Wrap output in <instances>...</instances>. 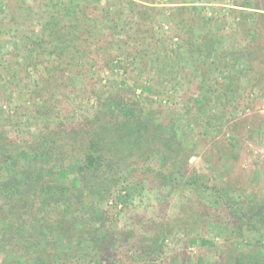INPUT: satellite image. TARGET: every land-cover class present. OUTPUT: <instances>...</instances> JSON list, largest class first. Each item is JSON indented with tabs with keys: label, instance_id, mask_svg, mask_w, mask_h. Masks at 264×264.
<instances>
[{
	"label": "trees",
	"instance_id": "16d2710c",
	"mask_svg": "<svg viewBox=\"0 0 264 264\" xmlns=\"http://www.w3.org/2000/svg\"><path fill=\"white\" fill-rule=\"evenodd\" d=\"M89 1L48 0L42 5L38 24L46 37L31 34L26 39L32 46L29 52L46 46L64 61L63 55L72 51L65 68L77 65L76 42L95 26L85 13ZM144 7L133 1L120 6L123 16H137L134 20H143L137 12ZM24 16L26 25L29 15ZM193 39L194 46L181 60L200 82L182 100L181 113L163 114L111 90L96 92L93 108L82 113L69 103L75 105L76 96L65 92L73 88L72 79L60 85L58 97L50 98L51 108L46 101L34 103L42 123L37 122L28 140H11L0 120V264H141L162 256L171 235L201 231H216L221 240L220 256L208 264H264V181L254 175L255 169L236 167L237 148L217 142L214 131L217 122L228 121V114L238 118L242 85L264 89V28L258 26L256 40L221 56L220 66L193 60L194 53L201 55ZM214 53L207 51L208 57ZM221 66L226 76L219 80L213 75ZM203 81L205 86L218 83L204 92ZM207 138L210 143L199 154V144L205 145ZM198 155L207 173L189 166L190 158ZM146 187L156 191V202L162 205L182 194L178 213L140 221L139 232L118 227L116 215Z\"/></svg>",
	"mask_w": 264,
	"mask_h": 264
},
{
	"label": "rangeland",
	"instance_id": "374dc122",
	"mask_svg": "<svg viewBox=\"0 0 264 264\" xmlns=\"http://www.w3.org/2000/svg\"><path fill=\"white\" fill-rule=\"evenodd\" d=\"M47 1L0 0V120L2 123L4 120L3 127L11 140H28L35 132L37 122L38 125L42 123L35 113L34 103L46 101L51 108L53 99L50 98L60 92L62 83L64 85L72 79L75 83L73 88H67L65 92L72 98L76 96L75 105L69 103L82 113L93 108L96 92L106 90L135 98L163 114H170L173 110L181 113L182 100L189 93H195L200 82L181 60L186 50L191 49V43L194 46L191 37L197 38L196 46L199 45L201 52V55L194 53L193 60L203 64L208 59V62L213 61L220 66L224 62L219 61L221 56L242 49L247 41L256 40L258 26L264 28V0H94L99 8L88 0L85 13L90 18L89 24L95 26L89 34L82 33L84 35L76 42L80 52L77 65L65 68L72 51L63 55L64 61L49 54L46 46H41L39 52L34 46L36 51L29 52L32 46L26 39L31 34L35 38L46 37L40 35L38 18L43 14L42 5ZM127 1L147 5L137 12L143 20H134L137 16L128 14L127 18L124 17L126 12L120 6L126 7ZM254 5H258V10ZM100 11L103 12L98 15ZM25 14L29 15L30 21L23 25ZM103 15H108L112 23H106L108 18L96 23V19ZM257 21L256 32L254 23ZM107 26V30L102 29ZM18 43L25 45V51ZM212 49L221 55L214 53L208 57L207 51L210 53ZM223 67L213 75L219 80L226 76ZM200 85L204 92L215 86L210 83L205 86V81ZM242 86L240 97L243 100L238 107V118L231 117L230 111L226 117L228 121L225 119L215 124L216 141L226 147L237 148L236 167L255 169L254 175L264 181V89ZM214 99L217 101L216 97ZM219 101L222 105V100ZM243 119H248V122L238 125ZM205 141V145L199 144V154L210 143L208 138ZM209 159L214 163L212 156ZM189 166L197 172L207 173L201 155L191 157ZM182 196L174 195L167 205H162L156 202V191L146 187L141 197L138 196L116 215V223L123 230L139 232L140 221H156L164 214L174 217L183 203ZM220 243L216 231H201L196 235L176 233L165 242L162 256L141 264H176L174 258L178 262L183 259L208 264L220 256Z\"/></svg>",
	"mask_w": 264,
	"mask_h": 264
}]
</instances>
